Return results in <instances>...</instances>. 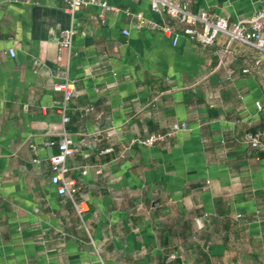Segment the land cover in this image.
Returning a JSON list of instances; mask_svg holds the SVG:
<instances>
[{
	"label": "crops",
	"instance_id": "crops-1",
	"mask_svg": "<svg viewBox=\"0 0 264 264\" xmlns=\"http://www.w3.org/2000/svg\"><path fill=\"white\" fill-rule=\"evenodd\" d=\"M102 1L113 10L0 1V264H264V151L245 142L260 132L264 145V55L223 35L174 46L151 27L174 21L148 1ZM174 1L230 23L262 8ZM70 28L71 50L59 52ZM57 67L76 85L67 177L88 204L83 221L51 183L62 139ZM184 124L162 144L124 151Z\"/></svg>",
	"mask_w": 264,
	"mask_h": 264
},
{
	"label": "built area",
	"instance_id": "built-area-1",
	"mask_svg": "<svg viewBox=\"0 0 264 264\" xmlns=\"http://www.w3.org/2000/svg\"><path fill=\"white\" fill-rule=\"evenodd\" d=\"M67 4V11L74 13L81 7H99L102 10H113L107 2L102 0H65ZM141 1V0H135ZM150 3L151 9L154 13L162 16L169 17L174 21V26L170 25H151L153 29L160 30L165 36L171 37L173 45L176 46L182 37L197 42L204 47L215 45L217 38L220 35L225 36L228 39V43H242L257 49L264 55V0H260L262 8L256 12L252 17L246 20L230 23L225 18H221L215 14H212L208 10H200L193 12L190 8V4L185 1L174 0H146ZM103 17V14H100ZM140 26L146 24V20L143 18L138 19ZM125 35H128V31H124ZM76 32L73 28L62 31L58 47L59 52L62 50H71L73 39ZM9 54L15 57V50H10ZM260 60H257L255 65L258 66ZM244 73H248L249 70L245 69ZM53 90L62 94V103L58 108V112L62 118V139L60 140L59 153L50 157L49 162L52 166L53 174L51 177V183L56 187L59 195L68 196L74 206V209L80 219L83 221L84 214L89 210L86 202H77L75 200V194L77 192L76 182L67 177L69 171L67 166L68 156L75 153L73 147V141L69 137L65 128L70 122L69 116L70 105L72 99L76 93V85L73 80L70 79V75L67 69L63 67H57L53 72ZM256 107L261 110L262 105L257 102ZM93 107L84 108V112H92ZM187 124L182 127H174L171 131L165 134H153L145 139H136L131 142L130 145L124 147L126 152L133 146L138 144L146 147H154L166 142L169 138L174 136L180 130H185ZM262 134L247 133L245 136V142L249 144L253 149L258 151H264V145L261 142ZM32 149L36 152L37 147L32 145ZM112 149H108L106 152H111ZM35 163H39L38 159H34ZM208 218V215H204L202 218L196 219V223L200 229L203 228V220ZM98 254L100 249L96 248ZM175 255L169 257V261L174 260Z\"/></svg>",
	"mask_w": 264,
	"mask_h": 264
},
{
	"label": "water",
	"instance_id": "water-1",
	"mask_svg": "<svg viewBox=\"0 0 264 264\" xmlns=\"http://www.w3.org/2000/svg\"><path fill=\"white\" fill-rule=\"evenodd\" d=\"M0 1H3V0H0Z\"/></svg>",
	"mask_w": 264,
	"mask_h": 264
}]
</instances>
